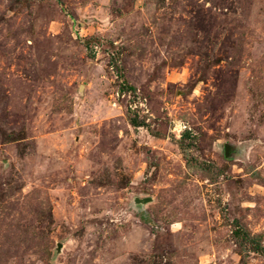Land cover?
Masks as SVG:
<instances>
[{
    "label": "rangeland",
    "instance_id": "obj_1",
    "mask_svg": "<svg viewBox=\"0 0 264 264\" xmlns=\"http://www.w3.org/2000/svg\"><path fill=\"white\" fill-rule=\"evenodd\" d=\"M0 264H264V0H0Z\"/></svg>",
    "mask_w": 264,
    "mask_h": 264
},
{
    "label": "water",
    "instance_id": "obj_2",
    "mask_svg": "<svg viewBox=\"0 0 264 264\" xmlns=\"http://www.w3.org/2000/svg\"><path fill=\"white\" fill-rule=\"evenodd\" d=\"M227 149H228V148L226 147V154L228 153Z\"/></svg>",
    "mask_w": 264,
    "mask_h": 264
}]
</instances>
